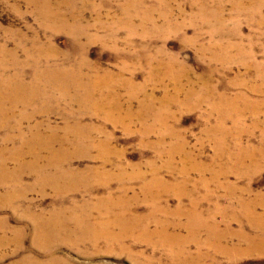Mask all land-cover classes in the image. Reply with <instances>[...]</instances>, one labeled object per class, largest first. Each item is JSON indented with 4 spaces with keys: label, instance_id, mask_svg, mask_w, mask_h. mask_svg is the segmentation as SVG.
<instances>
[{
    "label": "rangeland",
    "instance_id": "1",
    "mask_svg": "<svg viewBox=\"0 0 264 264\" xmlns=\"http://www.w3.org/2000/svg\"><path fill=\"white\" fill-rule=\"evenodd\" d=\"M46 66L116 99L1 117L0 264H264V0H0V89ZM36 128L70 173L18 169Z\"/></svg>",
    "mask_w": 264,
    "mask_h": 264
},
{
    "label": "bare ground",
    "instance_id": "2",
    "mask_svg": "<svg viewBox=\"0 0 264 264\" xmlns=\"http://www.w3.org/2000/svg\"><path fill=\"white\" fill-rule=\"evenodd\" d=\"M79 30V29H78ZM72 33V32H71ZM74 36V35H73ZM75 37V36H74ZM81 50V49H80ZM65 68V67H64ZM68 68V67H67ZM75 69V68H74ZM103 77L97 76L95 74L94 78H91L92 85L85 84L84 81H81V71L79 70H73L71 68L69 69H61V67H52V66H46L43 69L37 71L34 75L33 81L31 83H22L20 81H15V83L10 82L5 87V90L0 89V124H1V117L7 121V119L13 120L17 117V122L14 125V127L18 126V122L20 120V113H16L15 109L18 106L26 107L28 104L31 103V101H34V97L30 94L32 93H39L40 96L45 98L46 91H41L43 88L49 87V90L52 91H58L60 95L58 96L59 101L64 100L66 97H68V86H73L75 88L74 94L71 95L72 100L78 102V103H94L95 108L101 109L102 105H104L106 102L109 101V103L114 104V99H108L109 96L105 95L102 92L97 93V97H92L93 90L98 91L96 88L98 86V83L101 82L102 84L105 82L106 76L110 74V72L106 71L103 73ZM43 75L45 79L41 80L40 76ZM77 78H75L76 76ZM75 76V77H74ZM111 76V75H110ZM108 76V77H110ZM87 79V78H86ZM3 84L2 81H0V85ZM47 85V87H43L42 85ZM110 86V85H109ZM67 87V88H66ZM108 90V89H107ZM205 91V90H204ZM26 94L24 96L25 101L22 100L21 94ZM52 95V94H51ZM48 98V97H47ZM70 98V97H69ZM66 100V99H65ZM215 100V99H214ZM5 102L9 103V107L5 106ZM222 111V110H221ZM214 113V112H213ZM42 128V125L39 126V129ZM244 128V127H243ZM71 129L70 126L65 125V131H69ZM74 130V140L76 143L81 142V130L80 128L75 127L72 128ZM45 133H40L37 131V128L35 131H33L28 138H22L21 143L23 145H31L33 147H29L27 149V153L31 156V161H25L21 164V166L18 168L20 169L22 166L29 167L31 162V168L33 171H35L38 180L42 181L45 177L46 170L47 169H57V172L59 175H65L70 173V169L63 168L61 165V161L65 158V152L63 150H60L57 152L54 149V144H68L69 139L67 135L59 136V138L56 136V133L54 132V129H50V134L43 135ZM48 136V137H47ZM83 138V137H82ZM238 139V138H237ZM72 140V139H71ZM255 140V139H254ZM72 143V141H70ZM69 143V144H70ZM87 147H91L92 143L88 141ZM222 144V143H221ZM81 145V144H79ZM100 146V145H99ZM239 147V146H238ZM42 148V149H41ZM38 149V150H37ZM42 150V151H41ZM218 150V149H217ZM231 150V148H230ZM248 150V149H247ZM192 151V149H191ZM44 152V164H40V153ZM242 152V151H240ZM233 154V153H232ZM192 156V155H191ZM42 157V158H43ZM231 158V157H230ZM63 162V161H62ZM216 162V161H215ZM61 163V165H60ZM60 169V170H58ZM239 170V169H238ZM220 174V173H219ZM151 175V174H150ZM14 178L18 179V176L14 174ZM151 180V179H150ZM149 180V181H150ZM155 181V180H154ZM157 183V182H156ZM153 184V183H152ZM159 185V184H158ZM165 186V185H164ZM146 188V187H145ZM144 190V189H143ZM121 196V195H120ZM109 197V196H105ZM157 197V196H156ZM128 198V197H127ZM98 203V202H97ZM158 203V202H157ZM130 204V203H129ZM97 205V204H96ZM135 205V204H134ZM257 207V206H256ZM180 209V208H178ZM154 210V209H153ZM169 210V209H168ZM181 214V213H180ZM55 218H50L48 221H45L42 223V225H38L35 230L37 234H40L42 230H46L49 233L54 232L53 230H57L59 227V221H57L56 214L53 215ZM135 216V215H134ZM193 219H197L196 216L193 217ZM105 220V219H104ZM130 220V219H129ZM134 220V219H133ZM213 220V219H212ZM127 221V220H126ZM132 221V220H131ZM191 221V220H189ZM194 221V220H193ZM196 221V220H195ZM198 221V220H197ZM86 222V221H85ZM119 222V221H118ZM213 222V221H212ZM122 223V222H121ZM127 223V222H126ZM139 223V222H138ZM5 224V223H4ZM120 224V223H119ZM213 225V224H212ZM216 226V225H215ZM122 227V226H121ZM124 227V226H123ZM163 227V226H162ZM214 228V227H213ZM215 229V228H214ZM92 230V229H91ZM165 230V229H164ZM137 231V230H136ZM146 231V230H145ZM44 233V232H43ZM71 234V233H70ZM114 234V233H113ZM36 235V234H35ZM141 235V234H140ZM139 235V236H140ZM163 236V235H162ZM263 236V235H262ZM261 236V237H262ZM41 238V237H40ZM38 239V238H36ZM69 239V238H68ZM249 240V239H248ZM258 240V239H257ZM261 240V239H260ZM260 240H258L260 242ZM73 241V240H72ZM148 241V240H147ZM37 242L41 243V240H37ZM263 242V241H262ZM3 244V243H2ZM18 244V243H17ZM161 244V243H160ZM235 245V244H234ZM19 246V245H18ZM97 247V246H96ZM263 251V250H262ZM33 264H40L36 261H34ZM49 264V263H48Z\"/></svg>",
    "mask_w": 264,
    "mask_h": 264
}]
</instances>
